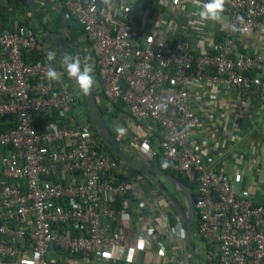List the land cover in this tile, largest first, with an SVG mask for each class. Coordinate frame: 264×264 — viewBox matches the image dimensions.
I'll list each match as a JSON object with an SVG mask.
<instances>
[{"label": "built area", "instance_id": "built-area-1", "mask_svg": "<svg viewBox=\"0 0 264 264\" xmlns=\"http://www.w3.org/2000/svg\"><path fill=\"white\" fill-rule=\"evenodd\" d=\"M57 1L81 30V67L127 113V145L193 185L200 264H264V143H244L264 123V0H227V26L197 48L173 18L207 0ZM50 65L24 22L0 27V264H188L172 206L70 116ZM256 160L252 192L236 191Z\"/></svg>", "mask_w": 264, "mask_h": 264}, {"label": "crops", "instance_id": "crops-1", "mask_svg": "<svg viewBox=\"0 0 264 264\" xmlns=\"http://www.w3.org/2000/svg\"><path fill=\"white\" fill-rule=\"evenodd\" d=\"M45 1H47L50 4L56 5L57 7H60V4L58 3L57 0H45ZM190 1L192 2V0H190ZM14 3L15 4L12 7V9L7 8V9H5V11H3L4 12L3 14L5 17L1 18L0 27L6 28L9 26V24L25 22L27 26H29L32 30L35 31L34 34H35V38H36V42H37V53L39 55L45 56V57H47L48 53H53L54 59L52 60V62L59 65L60 69L62 71L60 58H59V54H58V46H57L54 39H52L51 43H49L50 34L51 33H57L58 29H59V27L55 28L56 18L58 16L56 10L51 5H44V8L42 10L40 7H42L43 5L36 3L35 7H36V11H37V13H36L37 22H35L31 16L29 19L27 18L28 17V12H27L28 9L24 8L25 3L22 0H16ZM197 4L198 3H193L192 5H189V4L185 5L184 15L181 17L173 18V19H175V24H176V25L174 24L175 26L187 25V27H186L187 39L190 42L191 46L196 47V48L202 47L205 45V43L208 42V39L211 35L212 30H214V34L216 35V33L219 32L216 29L224 30L225 27L227 26V19H226L224 12L221 14V18L218 21L204 20L199 16V12H200L201 8L198 9ZM188 13H189V15H188ZM184 16H187V18H185ZM199 29H202V30L199 31ZM78 41H79V43H84L83 37L79 36ZM76 48H77V50H76L77 53L81 54L83 52L82 50L84 48V45L77 44ZM67 50L68 49H66V56L75 58L73 51L71 49H69L68 51ZM65 82L67 85L70 84L69 78L65 79ZM73 86H75V83L73 84ZM74 88H75V90L72 89V87L70 88L68 85V89H69L70 93L74 96V99H75L74 106H73V108H71L68 111V113L70 114V116L74 117L78 123H82L83 121L91 122L89 115H88V112H87V109L82 104L83 96L76 89V87H74ZM75 105H79L80 109H81L80 112L76 114V116L71 114L72 113L71 110L75 108ZM230 119H231L230 115L229 116L226 115L224 117L222 116L221 120H223V121H221V120L220 121L223 123H221V122L220 123L222 125L231 123ZM127 121L128 120H126V118H123V116H122L119 119L111 122L109 124V128L113 133V138H114L113 140L116 142V144L121 145L120 148L124 149V151L126 153H129L130 156L138 158L135 151L132 148H130L129 145H127L128 139L132 135V128L130 127L131 125L128 124L126 126H124V125L122 126L119 123V122H121L122 124H124ZM227 121H230V122H227ZM257 128H258V131L255 130L254 127H252L250 129V134H249V136H247L244 143H253L254 145L264 143V123L261 122ZM120 129H123V131H120ZM122 135H124L123 141H122V137H121ZM256 166H258V165H252L249 171L245 170L247 172V175L245 177L243 176L241 184H235L234 185V189L236 191L241 189V190H245L249 193L252 192L251 191L252 189L250 187H248V184L250 183L249 182L250 178L254 176V175H252L253 172L251 170H254L255 174H256V170H257ZM231 173H234V171H231ZM133 177L136 178V176H133ZM136 180H138L140 182V179H136ZM143 182H146V181H143ZM161 183H162V181H161ZM139 184H142V183L140 182ZM143 184L144 185H140L139 188H141L143 190V192L147 193L148 197L150 198L151 193L153 194L154 192L157 191V189H155L153 186H151L147 182L143 183ZM166 190L170 192L169 189H166ZM158 194H160V193L158 192ZM254 196L256 199L259 198V195H257V194H255ZM179 204H181V203H179Z\"/></svg>", "mask_w": 264, "mask_h": 264}, {"label": "water", "instance_id": "water-1", "mask_svg": "<svg viewBox=\"0 0 264 264\" xmlns=\"http://www.w3.org/2000/svg\"><path fill=\"white\" fill-rule=\"evenodd\" d=\"M32 19L37 22L36 17V7L35 4H42L43 6L40 7L42 10L44 8V5H51L57 12L58 18H59V29L57 33H51L50 34V40L49 43H51V40L54 38L57 46H58V54L60 58L61 68L64 73V76L66 78H70L66 72L65 66L63 64L64 57L66 56V49H71L73 51V54L76 59L80 61V56L76 51V47L68 41V39L65 36V17L64 12L60 7H57L54 4H50L45 0H22ZM81 63V61H80ZM83 100L89 115V118L91 120V123L93 124L100 141L103 143V145L110 151V153L120 160L124 165L127 167L135 170L138 172V174L146 180L148 184L153 186L157 191L164 197L169 204L175 209V211L178 213L180 222H181V228H182V244H183V252H184V258L187 259L188 264H196L195 258H194V251L193 247L190 242V233L193 226V199L191 194L187 191L186 187L180 183L177 179L173 178L170 175L165 174L161 170L157 169L155 167V164H149L146 162H143L142 160H139L135 157H132L130 155L125 154L121 149L117 146L116 142L113 140L111 134L109 133L105 121L103 119V115L101 111L99 110L95 97L93 94V87L89 91L87 95L82 94ZM161 180L167 182L173 188L178 191L184 201V205H180L169 193L168 191L163 187L161 184Z\"/></svg>", "mask_w": 264, "mask_h": 264}, {"label": "trees", "instance_id": "trees-1", "mask_svg": "<svg viewBox=\"0 0 264 264\" xmlns=\"http://www.w3.org/2000/svg\"><path fill=\"white\" fill-rule=\"evenodd\" d=\"M16 0H0V21H1V18H4V12L5 9L7 8H10L12 9V7L14 6V2ZM26 5H25V7ZM60 8L62 9V11L64 12V17H65V36L66 38L68 39V41H70V43L72 45H74L75 47L77 46V44H81V45H84L85 43H79V36H82V33H81V30L80 28L77 26V24L74 22L73 18L61 7L60 5ZM22 23V22H21ZM25 23V22H24ZM26 25V23H25ZM59 27V19H58V16L56 18V24H55V28H58ZM3 28V27H1ZM77 50V48H76ZM80 55V53H78ZM81 61V65L84 63V60H80ZM60 72L61 69H60ZM63 73V72H62ZM93 75V73H92ZM67 79L64 75H63V80ZM93 94H94V97H95V101H96V98H100V92L99 90L95 87V85H93ZM83 106H85V103L84 101L82 102ZM99 110L101 111L102 115H103V119L105 121V125L109 131V133L111 134L112 138H113V133L112 131L110 130L109 128V124L111 122H113L114 120H117L120 118L119 115H124V116H127V113L123 110V107L122 105L119 103V102H115V103H112V102H105L104 101V107H99ZM122 126L124 124H122L121 122H119ZM97 135V138L99 139V136L98 134L96 133ZM114 139V138H113ZM100 140V139H99ZM101 143V142H100ZM101 145L103 146V150L110 155L111 158H115L111 153L110 151L101 143ZM118 145V144H117ZM120 148V147H119ZM121 151H123L125 154L129 155V153H126L122 148H120ZM154 164H155V167L159 170H161L162 172H164L165 174L167 175H170L172 176L173 178L177 179L180 183H182L187 191L191 194L192 196V199H194V195H193V185L190 184L187 179L183 178L182 176L174 173L173 171L167 169L164 164L159 160V158H156L154 160ZM126 179L128 178H132L133 176H138L140 178H142L138 172H136L135 170L131 169L128 167V171L126 173ZM143 179V178H142ZM167 217H168V221H169V225H175L176 222L181 225V222H180V219H179V216H178V213L175 211V209L173 207L170 208L169 212L167 213ZM192 230H194V227H192Z\"/></svg>", "mask_w": 264, "mask_h": 264}, {"label": "clouds", "instance_id": "clouds-1", "mask_svg": "<svg viewBox=\"0 0 264 264\" xmlns=\"http://www.w3.org/2000/svg\"><path fill=\"white\" fill-rule=\"evenodd\" d=\"M105 2L107 3L108 0H105ZM226 2L227 0H207V3H204L200 10L199 16L204 20L218 21L224 12ZM232 30L240 31L236 24L232 25ZM53 59L54 54L48 53L47 60L52 61ZM63 64L68 76L74 80L79 92L87 95L95 83L94 76L92 75L93 67L87 64L81 67L78 59L68 56L64 57ZM46 75L49 80L60 82L64 74L50 65ZM120 131H123V129H120ZM164 166H168L167 162H165Z\"/></svg>", "mask_w": 264, "mask_h": 264}, {"label": "rangeland", "instance_id": "rangeland-1", "mask_svg": "<svg viewBox=\"0 0 264 264\" xmlns=\"http://www.w3.org/2000/svg\"><path fill=\"white\" fill-rule=\"evenodd\" d=\"M34 31V30H33ZM35 32V31H34ZM54 39V38H53ZM68 49V48H67ZM69 50V49H68ZM67 50V51H68ZM69 83L70 84H68L69 85V87L71 88L72 87V89H74L75 90V88L74 87H76V85L75 86H73V84L75 83L74 82V80H71V79H69ZM76 89H77V87H76ZM78 90V89H77ZM79 91V90H78ZM84 101V100H83ZM96 104H97V106H99V107H104V100L100 97H98V98H96ZM80 106L79 105H75V108L74 109H72L71 110V114L72 115H74V116H76V114L77 113H79L80 112ZM120 117H122V115H119ZM126 116H124L123 115V118H125ZM127 120V119H126ZM129 124V120L126 122V123H124V126H126V125H128ZM122 137V141L124 140V135H122L121 136ZM119 147H121V145H118ZM124 150V149H123ZM258 156V155H257ZM138 159V158H137ZM255 165H259V162L256 160L255 161ZM252 172H253V174L252 175H254L255 177H257V175L255 174V171L254 170H251ZM257 172V171H256ZM247 175V172H245L244 174H243V176L245 177ZM251 177L250 178V183L248 184V187H250V188H252V183L253 182H257V180L255 179V177ZM133 179L135 178V177H132ZM136 179H138L137 177L135 178V180ZM143 181H146L145 179H143V180H141L140 182L142 183V184H138V187H140V185H144L143 183H146V182H143ZM162 181V180H161ZM139 182V183H140ZM162 185H163V187L165 188V189H169L170 190V192L168 191V193L170 194V195H172V197L178 202V203H181L180 205H184V201H183V198H182V196H181V194L178 192V191H176L174 188H173V186H171L170 184H168L167 182H165V181H162V183H161ZM260 185H263V183L262 182H260L259 183ZM258 184V185H259ZM167 201V200H166ZM165 202V201H164ZM164 202H162V203H164ZM168 202V201H167ZM169 203V202H168ZM190 242H191V245H192V247H193V250H194V258H195V262H196V264H200V257L202 256V247H201V245H200V243L197 241V239H196V236H195V234H194V230H192L191 229V233H190ZM171 249H174V250H176V254H177V256H178V259H183V255H182V252H183V248H182V242L181 241H179V242H177L176 244H174V245H171Z\"/></svg>", "mask_w": 264, "mask_h": 264}]
</instances>
